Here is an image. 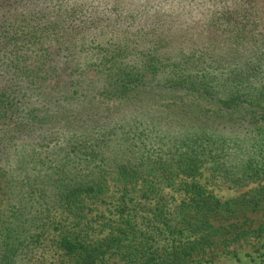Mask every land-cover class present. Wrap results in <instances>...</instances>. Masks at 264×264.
Returning <instances> with one entry per match:
<instances>
[{"label":"trees","instance_id":"16d2710c","mask_svg":"<svg viewBox=\"0 0 264 264\" xmlns=\"http://www.w3.org/2000/svg\"><path fill=\"white\" fill-rule=\"evenodd\" d=\"M202 166L255 185L218 199L194 180ZM110 182L153 199L142 225L92 213ZM0 192V264L45 247L49 227L56 264L113 248L128 264H200L258 244L264 0H0Z\"/></svg>","mask_w":264,"mask_h":264},{"label":"rangeland","instance_id":"374dc122","mask_svg":"<svg viewBox=\"0 0 264 264\" xmlns=\"http://www.w3.org/2000/svg\"><path fill=\"white\" fill-rule=\"evenodd\" d=\"M263 122L257 119L254 126H260ZM194 180L203 185L218 199H225L242 192H245L249 187L255 184H250L244 187H233L219 176H212L205 166H202L198 173L194 176ZM160 199L168 206H174L182 195V192L177 186H161L157 194ZM153 199L142 194V189L139 185L129 186L128 188L121 187L117 182H110L105 193L97 197L91 204L93 207L92 213L98 215H106L112 219L117 218L120 210L124 208L125 214L133 215L134 220L142 225L143 217L148 214V207ZM8 205L5 195L0 192V230L3 229L8 215ZM252 219V226L264 223V207H261L255 212L248 214ZM99 219V218H98ZM216 224V222L214 223ZM3 231H0V239L3 236ZM56 235V230L52 227L47 228L43 232L45 247L36 246L30 250L28 254L18 260L20 264H56L54 253L52 250L51 239ZM251 240V239H250ZM47 243V244H46ZM97 264H128L116 251L111 249L106 253ZM200 264H264V235L258 244L252 241H244L238 249L237 255L229 252H219L215 256H205L201 259Z\"/></svg>","mask_w":264,"mask_h":264}]
</instances>
